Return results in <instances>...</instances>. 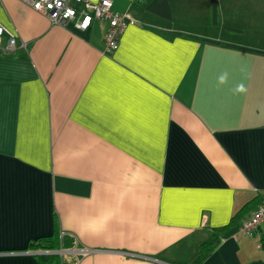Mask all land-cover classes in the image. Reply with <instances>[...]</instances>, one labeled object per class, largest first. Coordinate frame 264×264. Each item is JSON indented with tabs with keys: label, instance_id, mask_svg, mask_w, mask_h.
<instances>
[{
	"label": "crops",
	"instance_id": "1",
	"mask_svg": "<svg viewBox=\"0 0 264 264\" xmlns=\"http://www.w3.org/2000/svg\"><path fill=\"white\" fill-rule=\"evenodd\" d=\"M150 1L112 0L135 22L105 52L106 21L0 0V264H192L211 241L201 264H264V225L239 230L264 198V25ZM53 231L72 246L30 248Z\"/></svg>",
	"mask_w": 264,
	"mask_h": 264
},
{
	"label": "built area",
	"instance_id": "2",
	"mask_svg": "<svg viewBox=\"0 0 264 264\" xmlns=\"http://www.w3.org/2000/svg\"><path fill=\"white\" fill-rule=\"evenodd\" d=\"M33 10L44 14L52 25L66 26L72 24L77 30L88 29L93 21H106L108 27L103 37L104 51L115 50L120 36L135 19L128 13H120L113 9L112 0H19ZM1 8V4H0ZM15 34L0 24V55L14 54L18 48ZM24 46V43H21ZM264 225V198L243 221L239 230L242 234L252 236Z\"/></svg>",
	"mask_w": 264,
	"mask_h": 264
},
{
	"label": "trees",
	"instance_id": "3",
	"mask_svg": "<svg viewBox=\"0 0 264 264\" xmlns=\"http://www.w3.org/2000/svg\"><path fill=\"white\" fill-rule=\"evenodd\" d=\"M147 9L157 14H160L165 18H170V11L168 8L167 0H152L147 4ZM211 22L213 24L217 22L215 8L212 11ZM71 246H72V240L69 239L66 240L65 238H63V240H59L57 232L53 231L50 235L38 237L37 239H35L33 244L30 246V248L32 250L50 252L59 249V247L68 248ZM215 246H216L215 241L202 243L199 246L197 256L192 264H201V262L209 254V252L213 250ZM37 258L41 262H48L52 264H70L64 260L63 256H59L58 254H54V253L41 254L38 255ZM71 264H75V263L72 262Z\"/></svg>",
	"mask_w": 264,
	"mask_h": 264
},
{
	"label": "rangeland",
	"instance_id": "4",
	"mask_svg": "<svg viewBox=\"0 0 264 264\" xmlns=\"http://www.w3.org/2000/svg\"><path fill=\"white\" fill-rule=\"evenodd\" d=\"M225 3L227 0H220ZM233 3V9L227 12L232 19L236 20L242 26H246L244 22L250 17L255 16L259 21L258 24L264 25V1L261 0H240L237 5L236 0ZM257 24V23H256ZM264 28V27H262Z\"/></svg>",
	"mask_w": 264,
	"mask_h": 264
},
{
	"label": "clouds",
	"instance_id": "5",
	"mask_svg": "<svg viewBox=\"0 0 264 264\" xmlns=\"http://www.w3.org/2000/svg\"><path fill=\"white\" fill-rule=\"evenodd\" d=\"M221 79L223 80V77ZM242 89H243V86L241 85L238 90H242Z\"/></svg>",
	"mask_w": 264,
	"mask_h": 264
}]
</instances>
